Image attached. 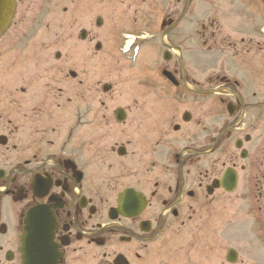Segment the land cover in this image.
Returning <instances> with one entry per match:
<instances>
[{"label": "flooded vegetation", "instance_id": "obj_1", "mask_svg": "<svg viewBox=\"0 0 264 264\" xmlns=\"http://www.w3.org/2000/svg\"><path fill=\"white\" fill-rule=\"evenodd\" d=\"M0 2V264H264V0ZM254 16L240 42L211 21L214 48L201 24L202 58L173 36ZM138 18L161 33L144 55L154 36L131 32ZM71 31L82 44L48 53L46 35ZM131 36L144 63L127 97L95 89L90 49L114 56Z\"/></svg>", "mask_w": 264, "mask_h": 264}, {"label": "rangeland", "instance_id": "obj_2", "mask_svg": "<svg viewBox=\"0 0 264 264\" xmlns=\"http://www.w3.org/2000/svg\"><path fill=\"white\" fill-rule=\"evenodd\" d=\"M211 21L223 26V35L233 34L237 33L234 36H232L233 42H240L239 41V32L242 29H240L243 22V19L239 18H223L218 20H207V19H190L183 22L185 25V28H188V34H185V31H180L177 33H174L173 36L176 37L180 41V43L183 44V48L190 49V55L193 56L192 58H202L199 56H195L192 52H198V44L202 42V38L199 34L201 29V24H206V40L208 45H212V48H214L213 45H215L218 42H224L222 40V33L216 30V28H213L211 26ZM251 22V23H249ZM189 23V24H188ZM261 23L260 19L254 16L251 20L248 21V26L252 27L253 30H257L258 25ZM127 26H130L133 28L131 32L137 34V35H144L146 37L154 36L153 39H147L148 42H145L141 46V55H144V52L149 49L151 51L152 49L158 47L159 45V39L161 37V33H159V30L153 29V20L152 19H145V18H138V19H128ZM246 27V22H245ZM68 35V34H67ZM64 34H61L57 37L53 34L46 35V42L51 45L50 50H48V53L54 54L56 51L64 52V48H61L59 44L62 40L65 42H72L76 44H82L83 42L79 39V35L75 31H71V35L67 36ZM8 36L3 37L0 40V43L8 42L7 40ZM70 37H73L74 39H70ZM257 38L256 36H254ZM101 39V38H99ZM96 39V40H99ZM58 44L55 45L54 41ZM102 40V39H101ZM64 42V43H65ZM108 47L104 46L102 47L104 50L97 52L95 48L90 49V55L92 57V63L93 66V80H94V86L95 89H98V87L103 83H109L112 85L111 90H113L115 93L112 95V97L116 98H123V96L127 97V92H129L130 88H132V85H134V76L139 75L140 73L137 71V68H139L140 64H143L140 59L138 60L137 64V58L135 59V56L137 54L138 48L133 46L130 47V50H125L127 52H124L123 50L117 48L116 52L114 53V56H107L106 52H111V46L107 45ZM161 47V46H160ZM163 49V47H161ZM81 47H78L75 51V55L73 58L81 59L84 57V62L82 63L81 67H85L86 60H87V52L84 50H81ZM159 50H161L159 48ZM84 51V52H83ZM6 53V51H0V53ZM84 54V56L82 55ZM223 56H221L224 59H231V56L229 52H223ZM211 55V52L208 51L206 54L207 62L209 59L213 58ZM53 57V56H52ZM15 58H25L24 51H15ZM107 58V59H106ZM233 58V57H232ZM0 59H6V57H1ZM90 62V59H89ZM80 63V62H79ZM136 64V65H135ZM84 79L86 80V74L84 75ZM84 107L86 106V103H89L90 107V97L83 101ZM82 101L78 100L77 107L82 106ZM80 116V115H79ZM84 118H80L81 123H85L84 125H78L77 126V133H78V139H90V111L88 114L83 115ZM81 117V116H80Z\"/></svg>", "mask_w": 264, "mask_h": 264}, {"label": "water", "instance_id": "obj_3", "mask_svg": "<svg viewBox=\"0 0 264 264\" xmlns=\"http://www.w3.org/2000/svg\"><path fill=\"white\" fill-rule=\"evenodd\" d=\"M3 13H1L0 12V18H1V15H2ZM1 19H3V18H1ZM1 19H0V21H1ZM4 21H6L5 19H3ZM0 33H1V30H0Z\"/></svg>", "mask_w": 264, "mask_h": 264}]
</instances>
